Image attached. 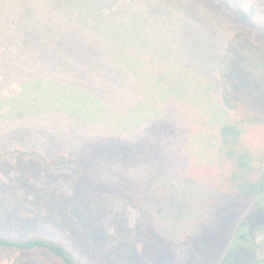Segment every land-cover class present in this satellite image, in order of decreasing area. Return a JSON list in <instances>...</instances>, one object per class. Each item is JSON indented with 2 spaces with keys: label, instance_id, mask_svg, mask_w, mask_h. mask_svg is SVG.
Wrapping results in <instances>:
<instances>
[{
  "label": "trees",
  "instance_id": "trees-1",
  "mask_svg": "<svg viewBox=\"0 0 264 264\" xmlns=\"http://www.w3.org/2000/svg\"><path fill=\"white\" fill-rule=\"evenodd\" d=\"M183 1L0 0V120L8 121L15 104H27L28 99L38 95L42 98L45 92L54 90V96L59 101L63 98L66 108L94 106L93 102L80 101L71 90L62 93L64 85H61L63 88L53 85L55 89H52L48 87L49 80L35 77L36 65H41L37 61L40 56L46 54L53 58L61 51H71L65 46L73 39L68 31H73V35L79 31L93 40L102 34L106 49L98 51H110L113 63L109 67L114 69L116 64L123 68L128 49L122 36L120 41L113 33L115 28L124 30L125 35V27L138 29L142 17L144 31H149L153 2L163 3L174 16L172 5ZM196 1L200 3V12L193 17V25L187 32V51L194 54L189 62H184L192 67L191 79L177 71L173 82L166 68L155 76L163 85L175 83L171 98L178 102L183 95L201 90L192 85L193 80L205 83L213 98L210 108L221 116L218 127L215 126L219 129L221 149L228 158L236 160L234 166L239 164L242 172L228 168L226 173H221L225 177L219 185L226 188L221 195L228 208L237 210L239 216L245 215L250 202L264 196V171L258 173L256 180L250 179L252 167L248 154L239 157L233 152L242 145L239 132L246 127L264 128V0ZM134 15L138 16L137 20L132 19ZM225 15L230 23L225 22ZM172 35L179 42L180 33ZM143 41L142 50L147 51L150 41ZM109 44L123 52L108 47ZM201 50L210 52V61L201 66L203 69H196L203 63ZM23 61L35 65L19 67ZM25 70L32 71L22 73ZM123 74L125 78V71ZM12 84H17L18 91L9 92ZM180 84L186 86L180 87ZM163 113L157 111L158 115ZM227 114L230 119L224 118ZM70 115L75 121L76 115ZM147 115L148 112L143 116ZM179 125L153 121L149 130L154 134L166 127L175 130L173 127ZM119 131H114V138L113 134L107 137L112 136L111 152L106 155L107 162L100 166H96L101 154L97 149L100 140L92 138L85 145L94 147V153L83 152L78 158L65 153L47 157L39 148V144L43 147L42 142L25 150H0V264L2 256L8 258L9 264H154L161 258V241H167L164 256L166 249L171 255L181 247L182 243L175 244L178 235L164 237L159 230L160 189L155 178L148 176L144 169L150 158L156 159L155 153L150 146L143 147L136 142H144L150 133L146 131L137 139L128 131L121 136ZM185 132L186 129L179 131ZM183 143L184 139L178 144ZM153 144L160 150H169L177 142L172 135H167L158 136ZM151 170L157 174L156 169ZM237 221L238 218L229 224L230 233H220L228 241ZM189 226L193 228L183 225L182 232L189 231L191 239L203 231L201 223L195 225L193 221ZM218 254L206 264H218L221 253Z\"/></svg>",
  "mask_w": 264,
  "mask_h": 264
},
{
  "label": "rangeland",
  "instance_id": "rangeland-1",
  "mask_svg": "<svg viewBox=\"0 0 264 264\" xmlns=\"http://www.w3.org/2000/svg\"><path fill=\"white\" fill-rule=\"evenodd\" d=\"M140 7L145 10V7ZM151 9L152 17L148 23L151 30L144 31L145 23L141 17L138 29L130 30L125 27V35L122 34L124 30L119 28L113 31L119 37L118 40L121 41L122 36L125 48L128 49L125 51L123 68L116 64L114 65L118 68L115 67V70L109 67L113 63L110 51H98L106 49L102 34L93 40L79 31H75L74 35L73 31H68L73 39L65 46L71 51H61L53 58L46 54L40 56L41 59L37 61L41 65H36L35 77L42 81L45 78L49 80L51 85L48 87L52 89H55L53 85L61 88L64 85L62 93L71 90L80 101L93 102L94 106L86 109L83 106L66 108L63 98L59 101L54 96L55 90L45 92L46 95L42 98L38 95L28 99L27 104H15L11 107L8 121L0 120V150H25L42 142L43 147L39 144V148L47 157L65 153L78 158L83 152L90 155L94 153V147L85 145V141L92 138L100 140L97 149L101 154L97 159L99 164L96 163V166H100L102 162H107L106 155L111 152L114 131L119 129L121 136L128 131L137 139L147 131L151 136L144 142H136L143 147L150 146L157 159L150 158L144 169L148 176L155 178L160 189L158 203L162 212L159 215V230L163 236L178 235L175 244L182 243L171 255L166 249L167 255L164 256L167 241H161V258L156 259L154 264H206L208 260L217 257L218 253H221L218 264H264V196H258L252 202L248 199L251 203L249 209L245 215L239 216L237 210L228 208V203L221 195L226 191L225 187L219 185L225 177H221V173H226L228 168L230 171L237 169L241 174L242 172L239 164L234 166L236 160L228 158L221 149V137L217 128L221 116L214 114V110L210 108L213 103L211 93L205 83L202 84L203 81L193 80L192 85L201 90L183 95V99L178 102L171 98L175 83L163 85L160 78L155 76L156 73L165 72L162 68H166L170 70L166 72H171L173 82L177 77L174 72L177 71L191 79L192 67L184 63L189 62L191 54H194L193 51H187V32L193 25V17L200 12V3L196 0L174 3V16L168 13L163 3L153 2ZM135 10L138 12L139 7ZM223 17L226 23H230L227 21L230 18L226 15ZM132 19L137 20L138 16L134 15ZM220 21L219 17L217 22ZM220 26L223 27L224 24L221 23ZM102 33L104 34L103 31ZM178 33L181 37L176 42L172 34ZM211 37L212 34L207 37V41ZM143 40L150 41L147 51L142 50ZM108 47L123 52L116 45L109 44ZM200 55L203 56V63L196 69L210 61L209 51ZM34 65L31 61H23L19 67ZM27 71L32 70L22 73ZM179 86L185 87L186 84ZM16 91L17 84H12L9 92ZM159 110L164 113L158 115ZM147 112L154 118L143 116ZM70 114L76 115L75 121ZM224 118L230 119V114ZM150 121H162L172 126L178 122L180 125L173 127L175 130H168L166 127L152 134L153 131L149 130L152 124ZM181 129H186L185 134L179 133ZM111 134L113 135L107 138ZM167 135H172L177 142L169 150H160L153 144L158 136ZM239 136L242 145L233 154L239 157L248 154V162L252 167L249 176L256 180L258 173L264 171V128L246 127V130L239 132ZM183 139L184 143L178 144ZM228 140L231 141V138ZM151 169H158L155 170L157 174ZM140 180L139 178L138 181ZM175 193L179 195L176 197ZM237 197L240 198L239 195ZM237 218L236 230L228 241L220 233H230L228 226ZM193 221L195 225L203 224V231L191 239L189 231L182 232L185 230L182 226L193 228L189 226L193 225ZM184 241L186 242L183 243ZM200 252V255L197 254ZM2 258V264H9L6 256Z\"/></svg>",
  "mask_w": 264,
  "mask_h": 264
}]
</instances>
